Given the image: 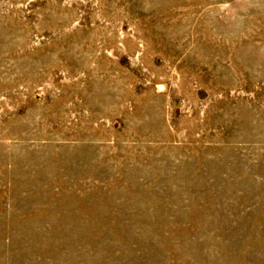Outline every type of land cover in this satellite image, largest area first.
I'll return each mask as SVG.
<instances>
[{
	"label": "rangeland",
	"instance_id": "1",
	"mask_svg": "<svg viewBox=\"0 0 264 264\" xmlns=\"http://www.w3.org/2000/svg\"><path fill=\"white\" fill-rule=\"evenodd\" d=\"M0 264H264V0H0Z\"/></svg>",
	"mask_w": 264,
	"mask_h": 264
}]
</instances>
